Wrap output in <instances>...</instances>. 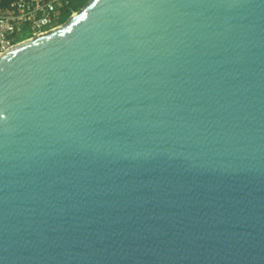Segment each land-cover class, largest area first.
<instances>
[{"label":"water","instance_id":"obj_1","mask_svg":"<svg viewBox=\"0 0 264 264\" xmlns=\"http://www.w3.org/2000/svg\"><path fill=\"white\" fill-rule=\"evenodd\" d=\"M0 264H264V0H88L2 53Z\"/></svg>","mask_w":264,"mask_h":264},{"label":"built area","instance_id":"obj_2","mask_svg":"<svg viewBox=\"0 0 264 264\" xmlns=\"http://www.w3.org/2000/svg\"><path fill=\"white\" fill-rule=\"evenodd\" d=\"M68 0H0V55L62 23L59 11Z\"/></svg>","mask_w":264,"mask_h":264},{"label":"trees","instance_id":"obj_3","mask_svg":"<svg viewBox=\"0 0 264 264\" xmlns=\"http://www.w3.org/2000/svg\"><path fill=\"white\" fill-rule=\"evenodd\" d=\"M88 0H68V3L59 11V22L63 23L73 13L78 11Z\"/></svg>","mask_w":264,"mask_h":264},{"label":"rangeland","instance_id":"obj_4","mask_svg":"<svg viewBox=\"0 0 264 264\" xmlns=\"http://www.w3.org/2000/svg\"><path fill=\"white\" fill-rule=\"evenodd\" d=\"M73 13H74V12H73ZM73 13H72V14H73Z\"/></svg>","mask_w":264,"mask_h":264}]
</instances>
